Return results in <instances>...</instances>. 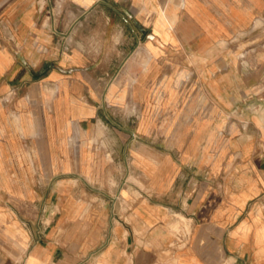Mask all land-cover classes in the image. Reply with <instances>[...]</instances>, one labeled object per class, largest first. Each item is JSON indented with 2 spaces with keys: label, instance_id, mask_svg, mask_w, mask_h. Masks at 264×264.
<instances>
[{
  "label": "crops",
  "instance_id": "crops-1",
  "mask_svg": "<svg viewBox=\"0 0 264 264\" xmlns=\"http://www.w3.org/2000/svg\"><path fill=\"white\" fill-rule=\"evenodd\" d=\"M263 11L0 0V264H264Z\"/></svg>",
  "mask_w": 264,
  "mask_h": 264
},
{
  "label": "rangeland",
  "instance_id": "rangeland-1",
  "mask_svg": "<svg viewBox=\"0 0 264 264\" xmlns=\"http://www.w3.org/2000/svg\"><path fill=\"white\" fill-rule=\"evenodd\" d=\"M223 48V56L227 59H236L239 61L240 68L246 71L245 64L255 59L264 62V11L254 20L249 28L238 29L232 35L224 36L218 41ZM248 61V62H247ZM159 78L158 90L160 98L158 99L159 107H166V98L162 97L163 91H166V68H163ZM188 73H192V68ZM209 105V100L207 99ZM161 117V116H160ZM165 118V117H164Z\"/></svg>",
  "mask_w": 264,
  "mask_h": 264
}]
</instances>
